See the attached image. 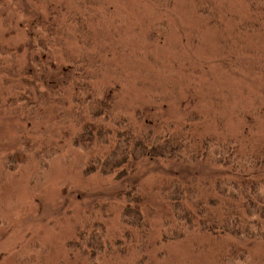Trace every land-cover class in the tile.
<instances>
[{
	"label": "rangeland",
	"instance_id": "1",
	"mask_svg": "<svg viewBox=\"0 0 264 264\" xmlns=\"http://www.w3.org/2000/svg\"><path fill=\"white\" fill-rule=\"evenodd\" d=\"M24 2L0 0V24L4 15L12 17L0 27L2 76L16 64L13 52L18 56L20 50L21 58L26 54L20 49L23 39L11 33V24H77L73 16L77 13L88 20L92 46L86 54H98L100 82L115 84L119 106L131 117L137 108L145 115L171 117L197 112L212 120L209 129L224 119L235 132L238 123L231 121L235 110L253 118L255 134L264 136V0ZM47 4L60 12L55 14ZM73 45L80 54L77 43ZM21 75L15 73L13 83H19ZM24 96L29 97L0 86V264H214L212 250H194L191 238L160 241L157 221L163 204L152 186L157 174L213 175L217 167L142 163L135 178L144 177L145 188L151 189L147 203L161 209L146 216L152 223L149 235L142 237L135 230L126 238L120 230L122 200L117 196L129 181L84 175L85 156L72 145L70 127L60 120L56 106L38 109L22 121L18 113L27 108ZM44 146L55 150L46 168L37 157ZM96 203L108 204L106 211L98 210L105 241L88 240L93 260L79 251L71 255L67 243L76 236L73 221ZM207 241L210 244L208 237ZM263 253L260 243L252 257L264 259Z\"/></svg>",
	"mask_w": 264,
	"mask_h": 264
},
{
	"label": "trees",
	"instance_id": "2",
	"mask_svg": "<svg viewBox=\"0 0 264 264\" xmlns=\"http://www.w3.org/2000/svg\"><path fill=\"white\" fill-rule=\"evenodd\" d=\"M53 12L60 11L53 8ZM73 16L77 24H11V33L23 39L20 49L26 54L21 58L20 50L18 56L13 52L16 64L7 75L0 73V86L29 95L21 98L27 108L18 113L19 118L31 119L36 110L55 105L60 120L70 127L72 145L85 156L83 174L129 181L117 196L122 200L120 230L126 238L135 230L142 237L149 235L152 223L146 216L160 208L147 203L151 189L145 188L144 177L135 178L142 163L217 167L213 175L157 174L153 179L152 191L163 204L157 221L160 241L191 238L193 249L212 250L214 264H264V259L252 257L254 248L264 244V136L255 134L253 118L234 110L231 121L238 125L232 132L224 119H217L209 129L212 120L197 112L171 117L145 115L137 108L131 117L119 106L115 84L100 82L98 54H86L92 46L88 20L77 13ZM11 20L4 15L0 27ZM75 42L80 54L74 52ZM3 47L0 42V50ZM18 72L22 74L19 83H13ZM152 99L158 101L156 95ZM25 137L22 143L28 144ZM54 151L48 146L37 151L43 168ZM107 208V203H96L73 221L76 236L67 243L71 255L79 251L89 260L96 257L88 249V240L105 241L98 210ZM207 237L210 244L205 242ZM115 247L119 250L121 244Z\"/></svg>",
	"mask_w": 264,
	"mask_h": 264
}]
</instances>
